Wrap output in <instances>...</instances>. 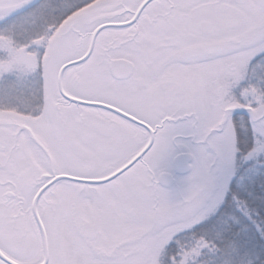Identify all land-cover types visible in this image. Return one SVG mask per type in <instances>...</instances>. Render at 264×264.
<instances>
[{"label": "snow or ice", "instance_id": "snow-or-ice-1", "mask_svg": "<svg viewBox=\"0 0 264 264\" xmlns=\"http://www.w3.org/2000/svg\"><path fill=\"white\" fill-rule=\"evenodd\" d=\"M0 264H264V0H0Z\"/></svg>", "mask_w": 264, "mask_h": 264}]
</instances>
